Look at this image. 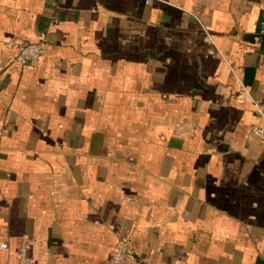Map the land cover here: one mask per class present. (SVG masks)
I'll list each match as a JSON object with an SVG mask.
<instances>
[{
	"label": "crops",
	"instance_id": "crops-1",
	"mask_svg": "<svg viewBox=\"0 0 264 264\" xmlns=\"http://www.w3.org/2000/svg\"><path fill=\"white\" fill-rule=\"evenodd\" d=\"M253 100L264 0H0V264H264Z\"/></svg>",
	"mask_w": 264,
	"mask_h": 264
},
{
	"label": "built area",
	"instance_id": "built-area-1",
	"mask_svg": "<svg viewBox=\"0 0 264 264\" xmlns=\"http://www.w3.org/2000/svg\"><path fill=\"white\" fill-rule=\"evenodd\" d=\"M149 1L147 0V2ZM208 39L212 40L210 35H208ZM5 45L15 51V60L17 62L23 65L34 64L39 61L45 48V33H41V41L38 42L27 43L18 37H13L5 42ZM253 103L256 113L264 120V105L258 100H253ZM251 132L255 137L264 141V124L254 125ZM117 236V245L111 250L110 258L105 264H127V259L132 252V236L123 232H119ZM0 247L7 248V244L2 242ZM18 264H36L34 258L29 254V246L26 238L23 239L21 244Z\"/></svg>",
	"mask_w": 264,
	"mask_h": 264
}]
</instances>
